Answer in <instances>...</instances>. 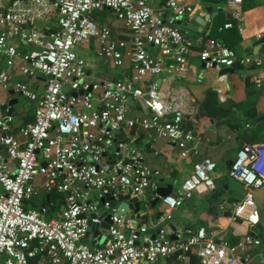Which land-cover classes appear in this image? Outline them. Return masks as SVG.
<instances>
[{
  "label": "built area",
  "instance_id": "1",
  "mask_svg": "<svg viewBox=\"0 0 264 264\" xmlns=\"http://www.w3.org/2000/svg\"><path fill=\"white\" fill-rule=\"evenodd\" d=\"M240 3L231 0L227 6L235 18H239ZM102 9L123 22L127 40L112 37L108 27L92 22V13ZM166 9L171 13L170 23L192 11L178 0H165L158 9L147 0H11L0 10V59L4 66L11 67L18 59L22 76L44 78L42 91L36 93L27 81L10 84L9 74L0 71V89L11 87L32 105V120L14 125L8 106L0 103V264H28L35 255L50 264H134L189 252L197 256L199 264H250L247 255L239 257L237 252L259 247L262 241L256 235L246 233L230 244L214 240L203 227L186 230L183 238L176 234L175 239L158 227L153 238L136 244L138 233L145 228L135 229L118 212L109 217L110 238L106 242L96 248L79 244L89 222H98L91 216L95 204L87 200L88 190L97 198L118 194L138 197L148 190L154 192L159 175L143 163L138 147L127 146L120 137L117 151H113L118 158L102 168L101 153L108 145L101 135L113 137L105 131L106 126L118 131L139 126L166 137L182 158L197 153L198 138L182 125L180 96L153 83L143 87L118 79L86 80L87 64L75 52L76 44L93 38L98 55L114 67L127 58L136 80L147 75L185 74L193 42L179 28L166 25ZM42 17H53V27L37 30L35 22ZM229 26V22L223 24L224 28ZM18 39L31 44V49L18 50ZM149 48H155L158 55ZM197 58L205 68L258 67L261 63L255 55H239L221 40L209 37L199 45ZM128 97L137 100L147 115L128 117ZM213 170L210 159L195 160L178 191L159 197L157 222L170 219L172 210L190 198L197 186L213 189ZM36 175L44 177V192L63 195L56 218L44 219L36 210L23 207V201L35 193ZM227 175L244 189L228 218H240L248 227H255L259 218L252 193L264 186V142L242 145L231 159ZM107 205L108 201H103L102 206ZM38 210L43 213L45 206Z\"/></svg>",
  "mask_w": 264,
  "mask_h": 264
},
{
  "label": "crops",
  "instance_id": "2",
  "mask_svg": "<svg viewBox=\"0 0 264 264\" xmlns=\"http://www.w3.org/2000/svg\"><path fill=\"white\" fill-rule=\"evenodd\" d=\"M11 0H0V10H3ZM153 9L161 8L165 0H147ZM192 8L189 14L183 16L186 23L188 17L194 12L207 17L203 6H211L213 13L212 24L208 30L209 38L221 40L226 46L235 50L239 55L249 53L261 60L258 67L235 66L220 68H205L197 58L199 45L197 44L196 31L184 32L192 39L193 46L188 56V71L182 75L145 76L139 80L134 78L128 59L124 58L120 67H114L107 59L97 53V42L91 38L85 42L75 45L78 58L86 62L85 79H118L129 81L133 85L146 87L150 83L158 88L167 89L172 95L180 96L183 104L182 125L191 129L198 138L197 153L182 158L179 156L178 148L169 142L166 137L155 134L152 130H144L139 126L127 129L119 128V137L126 141V145H134L141 152L142 161L150 170H157L156 178L162 179L173 173L172 193L179 189V183L191 171L195 160L205 157L214 163L212 172L213 189H207L202 185L196 187L190 198L176 206L171 217L163 223L157 222V216L161 209L160 203L154 207L149 205L154 192L148 190L139 198L141 209L140 216L135 222H131L128 212L125 217L128 222L138 229L143 226L145 230L138 233V241L143 243L151 239L158 227L165 230L169 238L178 234L180 238L185 237L186 230L193 231L197 227H203L207 235L214 240H224L235 244L244 234L249 233V227L243 219L230 220L229 214L232 205L244 194L243 187L231 180L227 175V169L235 152L245 144L257 141L264 142V0H241L239 18L229 14L227 10L231 0H178ZM170 11L164 10L163 18L170 23ZM197 15V16H198ZM91 20L97 26L109 28L112 37L127 40L128 31L122 21L116 19L107 9L94 12ZM199 28L210 20H200ZM229 22L231 26L224 28L223 24ZM54 25L53 17H42L36 20L37 30H47ZM185 27V26H184ZM256 41H259L256 43ZM15 46L20 51H28L32 45L23 40H16ZM149 51L157 56L155 48ZM20 61L14 60L11 67H5L0 59V71L9 74L10 84L14 81H27L30 87L40 92L44 86V78L40 75L27 78L18 71ZM156 80L158 82L156 83ZM259 82L262 85L256 86ZM66 91H69L68 89ZM101 92L99 88L96 93ZM25 101L18 93L10 87L7 91L0 89V103H6L9 113L13 118L14 125L28 123L32 120V105L29 103L27 109L14 108L19 101ZM128 117H144L146 111L142 109L137 100L131 99L126 111ZM20 140V136L16 134ZM0 156L2 153L0 152ZM102 161L105 158L102 157ZM8 163V162H7ZM9 165V163H8ZM44 177L36 175L33 180L35 193L23 201V207L36 210L37 214L44 219L57 217L62 205L63 195L59 192H44L41 187ZM164 185V183H163ZM87 200L96 203L97 196L93 190H88ZM133 196V195H130ZM255 210L259 218L255 226L257 233L264 235V186L252 193ZM45 206L42 213L38 210ZM115 213V212H114ZM86 234L82 237L84 238ZM97 238L100 246L108 240L105 237ZM262 241V240H261ZM80 244V242H79ZM81 245V244H80ZM247 255L250 264H264V243L259 247L246 248L237 252V256ZM28 264H50L48 260L39 255L29 259ZM134 264H199L197 256L193 252L182 256L172 255L158 258L152 263L139 260Z\"/></svg>",
  "mask_w": 264,
  "mask_h": 264
},
{
  "label": "water",
  "instance_id": "3",
  "mask_svg": "<svg viewBox=\"0 0 264 264\" xmlns=\"http://www.w3.org/2000/svg\"><path fill=\"white\" fill-rule=\"evenodd\" d=\"M203 10L207 12V17L204 15H198V12L196 11L192 13L191 16L188 17L187 23L185 19L180 16L178 20H176L174 23H166V25L171 28L177 27L180 30H184L185 32H187L188 30L198 32L196 36L198 40L197 44L200 45L208 38L207 36L208 30L211 27L213 13L215 12L214 10H212L211 6H203ZM200 20H204V21L210 20V22L204 23L203 24L204 27L199 28L201 24ZM258 42L259 41H256V43ZM200 64L203 66L202 63ZM157 82L158 80H156V83ZM77 93L81 94V91H78ZM127 101L128 103L131 102V97H128ZM10 112H11V108L8 109V113ZM105 131L108 134L113 135V137L109 138L106 134L101 135L102 141L108 145L105 151L101 153V157L105 158V161L102 164H100V166L104 169H106L107 166L112 163L115 157L113 151H117L116 143L120 142V140H117V138H119L118 129H111L108 126H106ZM121 142H125V141L121 140ZM115 158H118V156H116ZM172 178H173V173L170 172L167 177L158 179L156 181L154 196L152 200H150L149 202L150 206L154 207V205L158 203L159 197H165L167 195L174 194L171 192L173 187ZM105 200L108 201V205L106 208L102 206L103 201ZM114 212H118L120 214H123L124 216L128 212H131L128 215V217L132 223L135 222L140 217L145 218L144 215L140 216L141 209L139 206V198L137 196H130L129 194H118L116 197L106 196V197L98 198L95 203V212L91 214L92 217L94 216L98 219V222L97 223L89 222L87 228V235L84 238L80 239L79 241L80 244L82 246H85L86 248H94V245L97 244V238L96 239L94 238V240H92L91 239L92 237L99 236L109 239L110 236L107 230L108 225L110 223L109 217ZM249 234L252 236L256 235L260 237L262 242L264 243V235L257 233V230L255 229L254 226L249 227ZM153 236L154 235H152L151 238H153ZM173 239H175V236L173 237ZM138 242L139 241H135L136 244ZM145 262L152 263V261H145Z\"/></svg>",
  "mask_w": 264,
  "mask_h": 264
},
{
  "label": "rangeland",
  "instance_id": "4",
  "mask_svg": "<svg viewBox=\"0 0 264 264\" xmlns=\"http://www.w3.org/2000/svg\"><path fill=\"white\" fill-rule=\"evenodd\" d=\"M97 12V11H96ZM94 13V12H93ZM92 13V14H93ZM28 106H29V103L28 102H25V101H19L17 104H15V106H14V108H16L17 110L19 109V108H23V109H27L28 108Z\"/></svg>",
  "mask_w": 264,
  "mask_h": 264
},
{
  "label": "trees",
  "instance_id": "5",
  "mask_svg": "<svg viewBox=\"0 0 264 264\" xmlns=\"http://www.w3.org/2000/svg\"><path fill=\"white\" fill-rule=\"evenodd\" d=\"M52 192V191H51ZM48 193V192H47Z\"/></svg>",
  "mask_w": 264,
  "mask_h": 264
}]
</instances>
